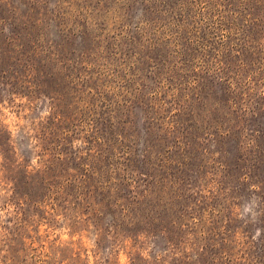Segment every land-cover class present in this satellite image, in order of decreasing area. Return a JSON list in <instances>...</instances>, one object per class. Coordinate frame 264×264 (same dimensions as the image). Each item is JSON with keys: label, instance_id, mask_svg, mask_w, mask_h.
<instances>
[{"label": "rangeland", "instance_id": "obj_1", "mask_svg": "<svg viewBox=\"0 0 264 264\" xmlns=\"http://www.w3.org/2000/svg\"><path fill=\"white\" fill-rule=\"evenodd\" d=\"M0 264H264V0H0Z\"/></svg>", "mask_w": 264, "mask_h": 264}]
</instances>
